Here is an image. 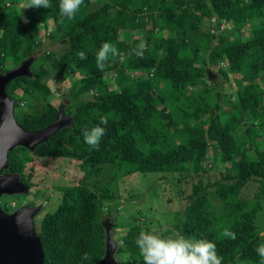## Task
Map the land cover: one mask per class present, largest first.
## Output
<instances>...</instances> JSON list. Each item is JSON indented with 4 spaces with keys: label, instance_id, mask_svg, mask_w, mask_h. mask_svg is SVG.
Returning <instances> with one entry per match:
<instances>
[{
    "label": "trees",
    "instance_id": "1",
    "mask_svg": "<svg viewBox=\"0 0 264 264\" xmlns=\"http://www.w3.org/2000/svg\"><path fill=\"white\" fill-rule=\"evenodd\" d=\"M18 1L0 0L1 73L33 55L44 39L65 40L66 46L56 59L48 51L39 54L29 75L6 85L16 101L15 119L26 130H41L61 106L71 121L33 150L8 151L5 171L19 173L27 193L34 157L74 159L83 172L76 184L60 188L53 210L34 218L44 263L97 262L109 226L103 215L119 216V175L167 173L198 176L177 214V235L212 241L222 264H264L255 221L264 197V0H84L71 20H62L59 0H50L48 9H22L26 0ZM93 2L99 6L90 8ZM134 32L142 33L140 40ZM142 41L140 58L133 49ZM105 42L119 55H110L100 71L96 53ZM214 68L237 83L222 93L226 105L208 76ZM52 70L63 80L73 76L68 104L48 99ZM97 125L106 131L92 149L82 131ZM212 169L218 176L204 182L201 174ZM104 173L106 181H94ZM249 181L257 184L256 200L241 196ZM138 214L116 224L118 264H143L135 240L146 223ZM225 229L236 239L224 237Z\"/></svg>",
    "mask_w": 264,
    "mask_h": 264
},
{
    "label": "rangeland",
    "instance_id": "2",
    "mask_svg": "<svg viewBox=\"0 0 264 264\" xmlns=\"http://www.w3.org/2000/svg\"><path fill=\"white\" fill-rule=\"evenodd\" d=\"M98 6L99 3L93 2L90 8H96ZM134 33L132 38H138L140 40L142 33ZM65 46V40L44 39L42 45L29 58H31L32 62L36 56L42 54L44 51H48L51 54V59H56L64 50ZM208 76L215 84V92L218 99L224 103L223 105L229 103L222 93L227 94L229 90L233 92L237 88V83L232 79L225 80L215 68L208 69ZM72 77L63 80L61 76L52 70L50 78L49 76L46 78L48 85L52 89V94L48 98L50 102L55 105L68 104L70 102L69 89L73 82ZM84 97L90 98V94H86ZM28 165L33 168L31 177L33 184L32 190L26 194L3 195L0 198V203L6 211L10 212L18 206L28 204L30 200H37L35 205L43 204V207L38 213L42 214L43 211L53 210L60 198V188L66 185L76 184L83 173L78 161L65 157H34ZM201 175L203 181L208 182L217 177L218 172L212 169ZM107 179L108 175L104 173L100 177H96L94 181L104 182ZM197 180V175L186 179L184 177L180 178L175 174L167 173H135L130 177L120 174L117 181H115L117 183L118 195H120V200L117 203L119 216H115L116 214L114 213L103 215L105 224H109L108 231L110 230L112 233L111 238L115 230H119L116 224L120 221L123 224V220L125 221L136 217L137 211L140 212L138 214L140 221L146 223L143 231L152 232L162 238H175L178 233L175 227L177 214L181 213L188 203V194L191 191L192 184L197 182ZM257 190L256 182L249 181L242 188L241 196L256 200ZM260 201L262 209L255 221L257 231L260 235L259 242L264 243V197H261ZM112 215L114 216L112 217ZM231 264L243 263L237 261Z\"/></svg>",
    "mask_w": 264,
    "mask_h": 264
},
{
    "label": "water",
    "instance_id": "3",
    "mask_svg": "<svg viewBox=\"0 0 264 264\" xmlns=\"http://www.w3.org/2000/svg\"><path fill=\"white\" fill-rule=\"evenodd\" d=\"M31 58L4 73L0 70V198L3 195L27 193L28 187L19 173L5 171L8 167V151L16 146L33 150L50 134L71 121L64 116L60 106L53 123L41 130L29 131L21 127L14 115V104L6 92L9 81L20 75H29ZM43 204H24L6 211L0 203V264H45L41 239L36 231L35 216ZM108 229V227H107ZM106 229L105 251L94 264H118L115 258L117 243Z\"/></svg>",
    "mask_w": 264,
    "mask_h": 264
},
{
    "label": "clouds",
    "instance_id": "4",
    "mask_svg": "<svg viewBox=\"0 0 264 264\" xmlns=\"http://www.w3.org/2000/svg\"><path fill=\"white\" fill-rule=\"evenodd\" d=\"M83 4L84 0H59V12L62 20L64 18L73 19ZM21 7L22 9H48L51 7V3L50 0H26V3ZM144 11L147 12V8ZM145 48L146 43L142 41L133 49V52L137 57L143 58ZM110 55L117 56L119 51L113 44L105 42L96 53V66L100 71L104 70L105 62L108 61ZM78 56L81 60L87 58L83 51L79 52ZM107 123L108 119L102 117L100 124L107 125ZM105 131V128L100 125L91 129L85 128L82 131L84 142L92 149H98ZM222 235L232 240L236 239V234L228 229H225ZM135 244L140 250L143 264H222V258L217 255L216 244L207 239L182 235H177L175 238H162L152 232L141 231ZM256 252L264 261V243L256 247ZM84 258L88 259L87 254Z\"/></svg>",
    "mask_w": 264,
    "mask_h": 264
},
{
    "label": "built area",
    "instance_id": "5",
    "mask_svg": "<svg viewBox=\"0 0 264 264\" xmlns=\"http://www.w3.org/2000/svg\"><path fill=\"white\" fill-rule=\"evenodd\" d=\"M224 27V23L221 22V24L219 25V29H222Z\"/></svg>",
    "mask_w": 264,
    "mask_h": 264
},
{
    "label": "flooded vegetation",
    "instance_id": "6",
    "mask_svg": "<svg viewBox=\"0 0 264 264\" xmlns=\"http://www.w3.org/2000/svg\"><path fill=\"white\" fill-rule=\"evenodd\" d=\"M106 227H108V226H106Z\"/></svg>",
    "mask_w": 264,
    "mask_h": 264
}]
</instances>
